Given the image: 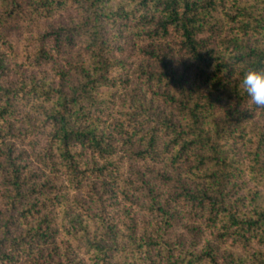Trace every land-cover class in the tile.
Segmentation results:
<instances>
[{"label": "trees", "instance_id": "1", "mask_svg": "<svg viewBox=\"0 0 264 264\" xmlns=\"http://www.w3.org/2000/svg\"><path fill=\"white\" fill-rule=\"evenodd\" d=\"M112 1L0 0L2 44L8 40L7 21L52 18L66 6L77 12L67 23L50 24L26 45V62L46 65L82 47L78 59L54 69L59 80L78 76L69 87L34 80L0 85V142L5 136L28 142L41 167L59 165L74 186L120 175L117 162L106 159L117 145L111 132L122 138L135 161L163 162L176 173L160 176L162 184L173 185L158 201L134 171L148 191L150 204L143 208L161 218L142 235L133 229L120 233L105 220L101 203L96 215L83 200L76 201L79 234L64 223L69 217L74 225L75 217L63 212L65 235L90 253L91 264H264V110L247 103L239 87L242 69L264 68V0H128L116 7ZM121 18L135 22L139 42L168 38L169 52L184 56V68L174 67L171 53L161 47L146 51L158 67L141 69L138 78L152 98L133 96L116 117L113 95L127 80L124 63L112 53V27ZM186 62L200 66L199 74L189 76ZM5 66L0 55V71ZM31 99L40 102L43 118L26 117L24 133H2L12 130L16 104L29 105ZM255 113L260 119L251 126ZM40 136L45 140L37 150ZM14 143L0 152V264H83L56 236L54 207L66 196H48L43 185L30 182L31 174L24 176L25 152L14 154ZM90 191L91 199L98 198ZM174 204L212 239L200 244L172 237ZM95 218L99 231L85 221Z\"/></svg>", "mask_w": 264, "mask_h": 264}, {"label": "rangeland", "instance_id": "2", "mask_svg": "<svg viewBox=\"0 0 264 264\" xmlns=\"http://www.w3.org/2000/svg\"><path fill=\"white\" fill-rule=\"evenodd\" d=\"M123 1L128 0H113L111 3L114 7L123 3ZM128 3V2H127ZM126 3V4H127ZM132 6L128 3L124 7L126 11L131 9ZM77 14L73 6H66L62 10L58 11L52 18H33L31 21H27L24 18L18 17L11 21L5 23V28L7 29V42L2 44L0 42V55L4 59L5 67L0 71V85L6 86H17L22 82H30L34 80L37 84L49 81L54 85H61L64 87H69L72 84L77 83L78 76L74 74H69L63 80H59L58 75L55 74L54 69L56 67L64 66V60L74 61L78 59L77 54L81 51V45H76L71 48L66 55L52 60L46 65H36L32 62H26L24 56V49L26 45H29L33 39L37 38L43 33V31L50 24H58L60 22L67 23L72 20ZM135 22L129 18H121L117 21L115 27H112V31L115 36L113 41V55L124 63L126 70L124 72V77L127 79L123 86L115 89L113 95V102L111 106V113L116 117L124 111L127 106V101L133 100V96H140L147 101L151 100V95L147 84L138 78L141 69L149 67H158L150 57L146 55V51L155 50L158 47L165 52H169L170 41L168 38L159 39L156 41H142L139 42L134 36L133 25ZM171 53V63L174 67L179 69L184 68L183 57L180 54ZM188 65L187 73L189 76H196L200 72V66L196 63H191ZM204 72L208 73V69H203ZM29 105H22L18 102L16 104L18 109L17 119L9 121L12 130L7 131L8 128L2 129V133H24L28 128L25 124V118L29 117L32 119L43 118L42 112L39 109L40 102L34 99L29 100ZM49 103L42 104L43 107H47ZM153 105L157 106L159 109L163 108V104L153 101ZM38 106V107H37ZM260 115L255 113L252 124H257L259 122ZM110 131V130H109ZM111 132V131H110ZM116 135L115 142L116 148L111 156H107L108 161H116L117 165L120 166V175L116 176L113 172L112 177L107 175L100 176L96 178H90L87 182H84L82 186L71 185L65 175L64 170L59 167V165H52L48 167H41L34 159L33 152L26 143H21L12 136H5L3 141L0 142V152L5 151V145L8 143H14V154H18L20 151H24L25 155L22 156L21 163L26 165V171L24 176L32 175L29 179L30 182H37L45 190L48 196L62 197L66 196L62 204L56 205L54 207V221L57 225V239L60 246L69 247L71 251V256L75 261L83 264H91L90 253L85 250V248H79L75 242L72 235H65L64 229H62V214L64 211H68L69 215L75 217L74 225L71 223L68 217L65 224L70 228L78 230V220L77 213L79 208L76 206V201L83 200L89 207V210L96 215L99 214L100 208L98 207L101 203L102 213H104L105 220L113 224L116 228L120 230V233L126 234L131 232L133 229L135 235H142L146 230L151 229L155 226V221L161 219L160 217H155V212L146 210L143 206L150 204L147 196V189L144 186L141 188V184L136 180V174L134 171H139V177H142L146 181V187L152 189V193L156 200L162 201L164 197H168V188L172 187L173 183L165 184L161 183L160 176L166 174L169 178L174 177L176 173L170 172L166 169L163 162L151 163L147 161H135L131 158V154L128 152V147L122 145V138ZM44 137L40 136L37 141L36 149H40V146L44 143ZM31 152V153H30ZM90 155L86 156V160L90 159ZM1 160V159H0ZM113 168V166H111ZM96 192L98 198L94 196L93 199L90 198L91 191ZM140 195V196H139ZM132 197V199L130 198ZM133 196H137L138 199L135 202ZM96 199L98 202H96ZM99 208V209H98ZM172 211L175 212L176 221L171 228V236H181L185 243H189L193 239L198 240L200 244L211 240L212 236L208 232H204L199 229L198 225L193 221L189 220L187 216L184 215L183 209L177 205H172ZM83 215V214H81ZM84 219V217L82 216ZM87 225L89 229L100 230L98 223L95 220L92 222L89 219ZM78 234L80 231L78 230Z\"/></svg>", "mask_w": 264, "mask_h": 264}, {"label": "clouds", "instance_id": "3", "mask_svg": "<svg viewBox=\"0 0 264 264\" xmlns=\"http://www.w3.org/2000/svg\"><path fill=\"white\" fill-rule=\"evenodd\" d=\"M239 87L247 103L264 110V68L249 65L242 69Z\"/></svg>", "mask_w": 264, "mask_h": 264}]
</instances>
